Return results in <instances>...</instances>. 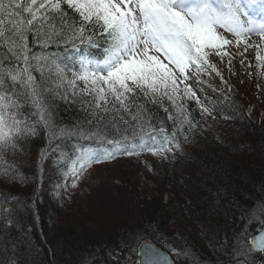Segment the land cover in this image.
I'll list each match as a JSON object with an SVG mask.
<instances>
[{"label":"trees","instance_id":"16d2710c","mask_svg":"<svg viewBox=\"0 0 264 264\" xmlns=\"http://www.w3.org/2000/svg\"><path fill=\"white\" fill-rule=\"evenodd\" d=\"M64 8L68 12L67 25L78 24V15L66 5ZM61 27L60 17H53L45 25L46 30L56 32H60ZM77 44L79 41L75 42ZM29 45L35 56L61 64L63 59L58 60L60 52L73 42L54 38L47 46H42L29 34ZM5 55V49L0 47V78L5 80L3 88L12 90V82L5 75L8 63L4 60ZM243 68L240 63L232 62L228 74H209V83L200 95L203 98L200 102L210 109L212 114L209 116L216 118L215 124L209 125L195 100L177 97L195 124L190 130L185 125L183 134L176 138L183 143L190 137L187 141L189 153L179 168L182 170L181 188L191 198L192 205L180 207L188 220L197 222L194 229L179 222L176 215L169 212V203H163L160 197L153 195L126 204L121 215L114 216L108 234L89 228L80 231L81 226L69 219L62 221L54 205L39 207L46 200L44 195L54 200L65 192L63 187L71 185L67 182L70 168L81 145L105 143L104 136L121 141L127 137L125 141L133 142L153 133V129L161 125L169 134L174 127L180 128L179 117L171 102L165 100L163 105L148 103L140 123L125 114L128 123L124 124L118 117L114 121L109 114L102 122L94 121L95 126L91 127V131L99 132L100 137L86 140L81 136H51L33 103L24 101L26 122L35 124L37 134L27 138L23 152H9L8 162L12 164L4 170L10 175L26 174L30 179L24 176L27 181L25 193L19 191L15 182L10 185L14 189H8L3 186L6 183L2 181L3 176L0 179V231L4 233L0 235V250L4 248L5 240L22 245L18 250L20 264H129L126 255L135 253L142 241L149 240L165 250L175 264L229 263L227 254L231 253L233 243L240 244L236 236L240 221L235 219L234 207H252L253 201L264 199V71L250 63L245 71ZM10 70L11 66L7 68ZM34 75L48 87L55 89L58 86L60 92L66 90L70 97L75 88L76 104L57 99L54 105L56 111L52 119L58 128L74 124L85 130L90 128L85 123L87 114L81 111L82 81L76 80L75 85L69 83L71 73L67 80L55 81L47 69L43 79L39 72ZM165 107L168 112L164 111ZM169 113L177 117L175 125L168 119ZM88 119L94 118L88 116ZM0 170L4 172L2 166ZM252 216L256 220L264 216V208L259 203ZM4 217L11 220L10 229L4 227ZM256 227L252 222L253 234ZM221 243L222 247L219 246ZM249 248L247 264H264V254L255 252L250 245ZM115 249L119 254H113ZM16 251L9 249V253ZM9 253L0 251L4 264H8Z\"/></svg>","mask_w":264,"mask_h":264},{"label":"snow or ice","instance_id":"6c2138e0","mask_svg":"<svg viewBox=\"0 0 264 264\" xmlns=\"http://www.w3.org/2000/svg\"><path fill=\"white\" fill-rule=\"evenodd\" d=\"M64 5L78 15V24L67 25L68 12ZM256 9L264 14V0H0V47L6 51L5 75L12 82V90H9L3 88L5 80L0 78V88H3L0 91V160L9 152H23L27 138L37 134L35 124L26 122L23 112L26 100L33 103L51 136H81L86 140L100 137L99 132L91 131L94 121L102 122L112 114L114 121L118 117L120 122L127 124V114L140 123L148 103L163 105L167 100L176 109L180 128L174 127L169 134L161 125L153 129V132L163 134L159 144L139 145L140 151L166 157L180 147L176 138L183 134L184 126L187 125L189 130L195 126L183 104L176 103L181 92V98L195 100L202 113L212 114L201 104L192 86L184 81L192 76L198 79L202 73L220 75L209 57L214 54L223 59L228 55L224 49L233 41L224 33L236 37L237 47L241 42L248 45L247 38L253 34L264 41V19L257 21L251 15L250 10ZM53 17L61 19L60 32L45 28ZM29 34L42 46L59 38L73 42V46L79 41L90 47H101L94 37L103 40L106 46L102 58L81 57L76 71L67 65L50 63L48 58L35 56L29 45ZM257 59L264 60V57L258 54ZM9 66L11 70L7 71ZM191 68H195V72L190 76ZM45 69L54 75L55 81L63 82L71 73L69 83L83 82L80 102L83 105L81 111L87 114L88 130L76 124L68 128L56 126L52 117L57 99L74 105L76 93L74 88L70 97L66 90L60 92L58 86L54 89L40 83L34 72H39L43 79ZM181 84H184L183 89ZM164 111L169 110L165 107ZM88 116L94 119H88ZM177 117L171 113L168 115L174 125ZM102 138L111 148L102 154L82 150L78 157L79 173L93 163L111 160L118 154L139 155L135 143L129 147L120 139ZM151 139L155 140L156 136ZM3 175L13 182L17 179L7 170ZM257 203L264 208V199H261L253 201L252 207L238 205L233 209L235 219L240 221L236 234L240 244L234 242L231 253L227 254L230 264H247L249 236L251 249L264 251V216L259 220L252 216ZM252 222L256 223L255 232L258 234L253 235ZM3 223L5 228H11L8 217L3 218ZM3 234L0 231V235ZM21 247L4 241V248L0 251L9 253L10 248L17 249L7 255L8 264H20L18 250ZM145 255L158 253L148 246ZM0 264H4L3 258H0ZM165 264H168L167 258Z\"/></svg>","mask_w":264,"mask_h":264},{"label":"rangeland","instance_id":"374dc122","mask_svg":"<svg viewBox=\"0 0 264 264\" xmlns=\"http://www.w3.org/2000/svg\"><path fill=\"white\" fill-rule=\"evenodd\" d=\"M224 34L233 41L232 45L224 49L228 55H225L223 59L214 54L211 55L214 62L221 64V71H224V74H228L229 65L227 64L229 60L240 63L244 68L250 63L252 66L264 71V60L257 59L258 54L264 57V41L253 34L247 38L248 45L251 46L241 42L237 47L235 44L236 37L229 33ZM245 48H247L246 51ZM242 61L243 63H241ZM200 77H204V75ZM196 79L195 76H192L184 81V84L190 85L194 89L199 84ZM198 91L199 87L196 89V93ZM203 117L207 119L209 125L216 123L214 121L216 118L212 116L204 114ZM197 134L200 133L197 132ZM189 140L190 137L187 138V141ZM187 141L181 143L178 149L168 153L166 157L145 153L131 158H117L109 164L86 168L83 173H80L79 178L76 177L77 179L71 182L70 186L63 187L65 192L60 194L58 198L51 200L44 195L46 200L42 203L38 200L41 204L39 207L43 208L47 204L54 205L60 219L62 221L69 219L78 227L81 226L80 231L84 232L85 228H89L108 234L114 216L121 215L126 204H130L134 200H141L144 196L153 195L154 197H160L163 203L168 202L169 212L175 214L177 220L188 229H194L197 222L188 220L186 214H182L181 211L183 205H192L191 198L186 194L184 188H181L182 170L179 168L183 165V159L189 153ZM10 155L8 153L3 160H0L2 163L0 166L3 170L10 168L7 165L12 164L8 162V156ZM6 158L7 160L4 163ZM2 176L4 178L2 181L6 182L3 186L13 190L14 187H10V185H13V181L6 178L3 172H0V179ZM15 176L17 181L14 185H18L16 187L19 191L25 193L27 181L24 176L30 178L26 174L21 175L20 172L16 173ZM135 256L136 253L133 252L126 255L129 264H136Z\"/></svg>","mask_w":264,"mask_h":264},{"label":"water","instance_id":"95a60500","mask_svg":"<svg viewBox=\"0 0 264 264\" xmlns=\"http://www.w3.org/2000/svg\"><path fill=\"white\" fill-rule=\"evenodd\" d=\"M255 234H258V233H255ZM148 246L155 249V252L158 253V255L146 256L145 250H146V247ZM255 251L261 252V253L263 252L259 249H255ZM166 258H167L168 264H174L166 252H164L161 248L154 245L152 242L145 240L137 247L136 256L134 259L136 260V264H165Z\"/></svg>","mask_w":264,"mask_h":264},{"label":"bare ground","instance_id":"6f19581e","mask_svg":"<svg viewBox=\"0 0 264 264\" xmlns=\"http://www.w3.org/2000/svg\"><path fill=\"white\" fill-rule=\"evenodd\" d=\"M259 253H260L261 255H263V254H264V251H263L262 253H261V252H259ZM113 254H114V255L119 254L118 250L115 249V250L113 251ZM229 263H230V262H229ZM229 263H227V264H229Z\"/></svg>","mask_w":264,"mask_h":264}]
</instances>
